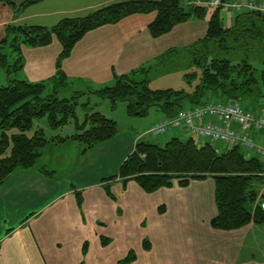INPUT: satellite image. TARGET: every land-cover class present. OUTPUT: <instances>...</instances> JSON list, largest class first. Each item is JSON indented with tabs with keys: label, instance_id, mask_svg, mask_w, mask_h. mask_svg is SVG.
Masks as SVG:
<instances>
[{
	"label": "trees",
	"instance_id": "1",
	"mask_svg": "<svg viewBox=\"0 0 264 264\" xmlns=\"http://www.w3.org/2000/svg\"><path fill=\"white\" fill-rule=\"evenodd\" d=\"M0 1L18 13L40 0H23L19 4L12 0ZM152 10L156 11L154 19L148 23L152 36L166 33L176 23L190 17L201 18L205 14V7L191 0H120L84 16L62 18L50 27L8 25L0 45L2 47L8 43L15 57L9 64L6 53L0 51V67L7 71L21 67L20 47L23 44L46 45L56 37L61 46L60 56H66L86 31L136 12ZM221 19L220 6H217L207 21L205 35L188 49L192 63L201 67L200 83L192 94L183 90H151L145 79L136 81L125 74L116 76L113 85L92 92L108 98L112 108L117 101H125L129 114H143L150 105H155L166 117L175 115L185 106L184 99L189 100V105L202 103L199 100L205 89L224 97L222 101H238L244 95L255 96V89L259 91L260 78L264 84V66L258 72L250 60L257 59L264 64V12H238L232 27L223 26ZM45 89V83L25 79H12L8 84L0 85V153L10 146L9 154L0 157V184L15 170L32 167L40 155V149L47 143L73 140L82 143L83 150H86L117 133L116 121L97 110L91 111L84 103L85 120L81 125L76 123L74 133L48 138L42 130H37L28 136L26 131L31 127L33 117L47 113L49 125L57 128L65 122L68 114L74 115L76 97L85 93L59 98L57 89L53 88V91L51 89L50 93L41 96ZM56 114L61 117L57 119ZM11 128L16 131L8 134ZM263 172L264 167L259 159L246 157L237 145L218 151L209 142L200 144L192 137L173 136L162 145L146 140L137 141L120 164L117 176L123 181L134 180L147 193L171 186L173 179L184 186L190 179L209 176L214 180L216 205V214L211 218L210 225L215 229L232 230L250 222L256 225L264 223V208L259 203L255 204L264 181ZM105 189L109 195L107 185ZM260 201L264 203V192ZM158 208L161 210L162 206ZM107 241V238L101 237L102 244ZM145 243L144 247H149L146 240L143 245ZM86 247L84 243L83 249ZM130 259L125 256L117 264H125Z\"/></svg>",
	"mask_w": 264,
	"mask_h": 264
},
{
	"label": "crops",
	"instance_id": "2",
	"mask_svg": "<svg viewBox=\"0 0 264 264\" xmlns=\"http://www.w3.org/2000/svg\"><path fill=\"white\" fill-rule=\"evenodd\" d=\"M12 1L19 4L23 0ZM116 1L120 0H40L18 13L0 1V41L8 25L50 27L62 18L84 16ZM208 1L191 0L200 5ZM247 2L260 9L264 6L262 0ZM251 10L256 9L243 7L239 12ZM231 11L235 16L238 13L231 8L222 12L223 26L234 25H228ZM108 25L112 24L92 31ZM95 33L100 38L96 40L98 43L109 40ZM6 45L8 43L0 48ZM23 46L24 56L29 53L28 59H24L16 71L26 69L27 75L15 79L47 80L42 76L54 79L58 72V42ZM69 65L68 61L62 64L60 73L64 85L67 84L64 76H70ZM128 68H133L132 74L136 70L144 72V67ZM260 111L264 113V109ZM164 117L163 114L161 118ZM177 131L170 132L172 137H185L176 135ZM253 135L255 142L264 146V135L261 132ZM139 140L140 137L135 138L128 132H119L86 150L65 140L56 145L62 148L71 145L70 153L65 155L67 158L62 154L56 160L42 162V167L20 168L7 177L0 184V264H115L125 253L121 245L124 237L137 243L141 233L136 226L138 220H144L145 234L152 246V251L146 255L147 264H264L241 260L245 240L256 224L250 222L232 230L211 227L210 220L216 214L213 178L190 179L184 186L174 182L147 193L134 180L123 181L118 177L120 164ZM248 152L264 167L260 159L264 154ZM107 236L110 242L102 244L101 237ZM84 243L87 244L85 250Z\"/></svg>",
	"mask_w": 264,
	"mask_h": 264
},
{
	"label": "rangeland",
	"instance_id": "3",
	"mask_svg": "<svg viewBox=\"0 0 264 264\" xmlns=\"http://www.w3.org/2000/svg\"><path fill=\"white\" fill-rule=\"evenodd\" d=\"M235 1L247 2L248 0ZM250 1L255 2L256 0ZM262 2L264 3V0H262ZM203 6L205 7V14L203 17H191L185 22L176 23L170 31L159 36H152L148 29V23L151 22L156 15L155 10L136 12L127 15L110 23L112 25L103 27V29H98V31H92L93 29L86 31L82 37L72 45L69 55L66 56H60V43L57 41L56 37H53L50 43L58 42V46H60L58 58L56 59L58 72L54 79H49L50 76H42L46 77L47 80H37L32 82H46V89L41 96L50 93L51 89L53 91V86L57 87V97L59 98H71L73 94L81 92L85 93H81L76 97L74 115L68 114L65 122L60 124V126L57 128H51L46 113L42 116L32 118L31 127L26 131V134L31 136L35 131L42 130L43 134L50 138L55 137L56 135L66 136L74 133L76 131V123L81 125L85 120L86 110L83 107V104L85 103L87 104V108H90L91 111L97 110L106 117L116 121L117 134H119V132H128L135 138L140 137L141 140L155 142L160 145L164 144V142L172 137L170 134L172 131L171 129H169L170 131L167 133L160 134L159 136H153L149 133V129L153 123L163 117V112L158 106L150 105L147 111L143 114H129L127 112L125 101H117L115 107L112 108L108 98H103L92 91L113 85L115 77L121 75V73H125L136 81L145 79L148 88L151 90H183L185 93L192 94L196 86L200 83L201 67L192 63L188 49H190V46H192L195 41H199L200 38L205 35L207 21L215 10V7L211 6L209 2H206ZM262 7L263 8L256 10L264 12V6ZM222 12L226 11L220 12L221 18L224 15ZM231 13L232 14H229V26L234 23L233 20L235 13L232 11ZM95 32L101 34L103 37H109V40H100L98 43L96 40L100 38ZM198 38L199 40H197ZM24 47L25 46L23 45L20 47L23 63L24 59L27 60V55H29L28 53L24 56ZM2 50H5L7 53L8 63L11 64L15 57V53L12 52L9 44L0 51ZM30 52L34 53L35 51ZM134 56H136V58H134ZM162 60L163 63H160ZM67 61L70 64L68 72L70 76H64L67 81V84L64 85L63 82L65 81H63L60 72L62 70L63 62L66 63ZM250 61L258 72L264 66V64L260 63L257 59H251ZM133 65H136V69L144 67L145 71L143 74L138 73L140 70H136L133 74L130 73L133 68L130 69L128 67H132ZM26 75V69L23 71H7L5 68L0 67V85H6L10 80L15 78H25ZM258 87L259 91L258 89H255V96L244 95L242 96V99L238 100V103L243 108L251 110L253 113H262L260 110L264 109V84L261 78ZM206 98L212 102H218L224 97L217 96L210 90L205 89L199 102H203ZM182 101L186 104L185 106H189L190 102L188 99ZM59 117H61V115L56 114V118L59 119ZM177 130L176 135L186 136L183 129L179 128ZM15 131V128H11L7 133L10 134ZM67 144L79 145L82 146L81 149L84 148V145L77 141L70 140V143L68 142ZM56 146V143H47L46 146H43L40 149V156L37 158L34 165L36 167H42V162L56 160L58 156L62 154L64 158H67L65 155L67 152L70 153L71 145H63L64 148L61 146L55 148ZM215 146L218 151L226 149V145L221 142H218ZM243 151L246 157H251V155H253L251 152ZM9 152L10 146L0 153V157L8 155ZM69 153H67V156ZM260 159L264 162L263 155ZM62 162L66 164V161ZM69 162L70 161L67 160V163ZM173 180L177 183L176 179ZM137 223L136 226L141 229L137 243H135L134 240H128L125 237L121 241L122 248L125 252H123L124 254L121 259H124L125 256L131 258L125 264H147L146 255L152 251L151 243L148 236L145 234L144 229L146 226L144 220L143 222H139L138 220ZM105 238L108 239L107 243H109L110 238L108 236ZM144 240L149 243V247H144L146 245V243L143 245ZM135 244L137 245V248L134 247ZM129 250H131L132 254L128 253ZM138 252L140 253L139 257ZM241 260L264 263V223L256 225L251 230L242 248ZM117 262L115 264H117ZM149 264L155 263L151 262Z\"/></svg>",
	"mask_w": 264,
	"mask_h": 264
},
{
	"label": "built area",
	"instance_id": "4",
	"mask_svg": "<svg viewBox=\"0 0 264 264\" xmlns=\"http://www.w3.org/2000/svg\"><path fill=\"white\" fill-rule=\"evenodd\" d=\"M210 4L220 6L222 11L231 8L239 12L243 7L260 9L251 2L210 0ZM183 129L187 137H192L198 143H224L237 145L245 151L253 150L255 153L264 154V146L257 144L254 133L264 135V113H253L243 108L238 101L206 100L197 105L183 106L171 116L156 120L149 132L153 136L167 133L171 129ZM264 176V172L262 173ZM264 192V181L258 192L255 204L264 208L260 196Z\"/></svg>",
	"mask_w": 264,
	"mask_h": 264
}]
</instances>
